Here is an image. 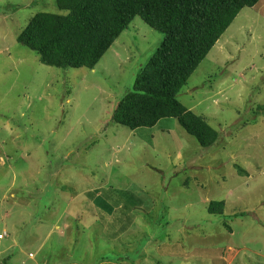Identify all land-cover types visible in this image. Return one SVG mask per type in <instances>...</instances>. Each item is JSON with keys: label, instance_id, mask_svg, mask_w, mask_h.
<instances>
[{"label": "rangeland", "instance_id": "obj_1", "mask_svg": "<svg viewBox=\"0 0 264 264\" xmlns=\"http://www.w3.org/2000/svg\"><path fill=\"white\" fill-rule=\"evenodd\" d=\"M56 9L0 0V264H264V0L242 8L178 95L218 134L209 149L173 119L108 124L159 32L135 17L93 71H59L16 42Z\"/></svg>", "mask_w": 264, "mask_h": 264}, {"label": "trees", "instance_id": "obj_2", "mask_svg": "<svg viewBox=\"0 0 264 264\" xmlns=\"http://www.w3.org/2000/svg\"><path fill=\"white\" fill-rule=\"evenodd\" d=\"M258 1L55 0L57 12L36 13L16 42L34 52L43 66L59 71H93L121 33L139 17L159 32L162 40L131 90L116 100L108 124L131 132L151 131L160 121L173 119L201 148L209 149L216 144L218 134L187 110L178 95L242 8L253 7ZM123 193H119L120 198L128 197ZM93 202L96 206L100 203L98 199ZM133 202L124 209L132 211ZM106 206L102 204L101 208L106 210ZM223 209V201H211L206 212L220 217ZM243 216L238 214L232 219ZM223 220V227L230 232L226 218Z\"/></svg>", "mask_w": 264, "mask_h": 264}, {"label": "clouds", "instance_id": "obj_3", "mask_svg": "<svg viewBox=\"0 0 264 264\" xmlns=\"http://www.w3.org/2000/svg\"><path fill=\"white\" fill-rule=\"evenodd\" d=\"M221 37H222V36H221ZM219 40H220V39H219ZM219 40H218V41H219ZM218 41H217V42H218ZM217 42H216V43H217Z\"/></svg>", "mask_w": 264, "mask_h": 264}]
</instances>
